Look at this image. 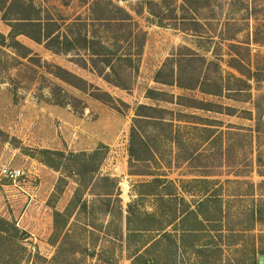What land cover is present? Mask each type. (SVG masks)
Instances as JSON below:
<instances>
[{
	"label": "rangeland",
	"instance_id": "obj_1",
	"mask_svg": "<svg viewBox=\"0 0 264 264\" xmlns=\"http://www.w3.org/2000/svg\"><path fill=\"white\" fill-rule=\"evenodd\" d=\"M23 1L0 0V35L8 36L14 18L34 17L32 6L57 24L85 16L88 8L82 0ZM208 1L210 7L200 14L208 22L204 32L222 42L215 46L226 88L222 96L155 82L167 59L185 52L181 48L205 52L196 47L195 37L151 23L146 12L132 13L146 39L128 89L108 84L89 63L83 67L74 52L53 54L25 35L16 41L29 51L0 45V167L23 173L15 182L0 177V264H258L264 222H257L250 235L229 240L224 233L199 234L186 243L196 247L195 253L187 250L182 256L179 247L177 262L166 252L179 246L180 232L168 228L167 239L139 230L138 214L154 209L157 200L140 193L162 195L166 185L173 187L163 194L186 201L199 202L204 190L215 196L229 226L245 224L249 194L255 202L264 201V183L259 185L264 182V0ZM119 5L129 10L135 1ZM206 56L211 59V52ZM230 65L243 72L249 89L229 75L240 77ZM57 67L85 83L67 75L62 76L69 83L58 79ZM217 71L211 67L208 77L218 79ZM159 78L168 81L169 75ZM148 90L159 95L149 98ZM192 100L203 102L205 109L187 107ZM139 105L171 113L157 125L142 120L134 127ZM181 114L190 117L179 121ZM97 150V156L87 157ZM153 177L165 183L140 187ZM182 182L190 183L185 188L191 195L180 191ZM214 205L201 210L212 213ZM157 239L162 241L154 244ZM223 241L239 245L228 247ZM203 244L208 247L197 249ZM143 245L150 247L134 261Z\"/></svg>",
	"mask_w": 264,
	"mask_h": 264
},
{
	"label": "trees",
	"instance_id": "obj_2",
	"mask_svg": "<svg viewBox=\"0 0 264 264\" xmlns=\"http://www.w3.org/2000/svg\"><path fill=\"white\" fill-rule=\"evenodd\" d=\"M127 1H135V5L131 6L129 10L119 5L120 2ZM22 2L24 3L23 0H11L10 4H23ZM82 2L83 6L88 7L87 14L85 16H77L70 20V22H61V24H57L51 18H45L43 16L42 18L40 9L32 6L36 15L32 18H14L13 24L10 25L11 29L8 36L4 37L0 35V45L11 47L14 50L22 48L25 51H29L16 41L17 36L25 35L35 43L42 44L46 50L53 54L66 55L74 52L81 59L83 67H86L89 63L91 70L105 82L116 88L128 89L127 83L130 82V77L132 78V72L137 70V64L142 55L146 39V32L135 22L132 13L140 16L146 12L148 14L146 19L151 23L163 28H172L195 37L196 47L202 52H205L204 55H200L191 48H181L185 52L183 53L180 50L179 53L168 58L163 67L156 73V83L165 85L174 84L178 88L198 90L202 94L209 96H222L226 90L220 66L216 62V59L220 58L215 53L216 49L220 48L222 42L215 41L209 32H204L206 26L204 22H207V20L201 18L200 14V11L204 7H207L208 0L206 2H201V0H82ZM208 7H210V3ZM24 28H31L33 32L28 33ZM220 40L222 39L220 38ZM201 41H204L207 45L205 46ZM210 52L211 59L206 56V53L208 54ZM231 60L236 62L237 65L242 66L241 61L235 58H231ZM211 67L218 68L216 74L219 76L218 79L208 77ZM230 67L240 77H236L233 74L229 75L235 81L243 83L249 89L248 83L241 77L244 74L239 67L233 65H230ZM122 68L124 69L120 71L119 69ZM56 69L58 74L55 73V77L66 83L69 82L62 75L70 76L81 83H85L81 78L70 74L60 67ZM128 69L129 73H127ZM164 72H167L169 75L168 81L159 78ZM96 91L100 93L99 90ZM147 93L148 97L152 99H155V96L159 95L158 92L153 90H148ZM92 96L96 100L104 101L97 95L92 94ZM107 97L110 99L108 94ZM178 99H183V97H178ZM192 101H194V104L187 107L205 109L203 102ZM228 109L230 110V108ZM149 112L150 114H147ZM152 113L158 115V117L153 116ZM170 113V111L165 109L139 105L135 111L134 127L139 125L142 120L151 121L154 122H150L151 124L157 125V122L162 123L164 121L163 114ZM181 115L182 118L179 121H184V118L190 117L186 114ZM132 131L133 133L137 132L135 128ZM98 151H94L87 157L93 158L97 156ZM258 175L262 176L261 174ZM198 181H201L203 185L208 183L207 180ZM227 182L232 183L231 180H227ZM163 183H165V179L153 177L149 182L141 184L140 187L156 188L160 187ZM188 183L182 182L180 191L183 194L191 195L185 188V185H188ZM263 183L262 181L259 185ZM245 184H248L251 189L253 188L252 182ZM163 187L166 190L173 186L166 185ZM164 190L163 192L165 193ZM160 192L162 195L159 192H150L149 194L140 193V195L156 197L157 200L154 209L138 214V222L140 225H143L141 227L142 229L139 230L155 232L158 236L160 235L159 238L167 239L171 235V232L167 231L168 228H171L172 232H180L178 239L179 246L174 242L173 249H168L166 252L173 262H177V259L180 258L177 252L179 247L182 249V256L183 252L187 250L193 249L192 253H195L196 247L188 246L186 243L188 240L198 237L199 234L203 238H213L212 232L217 235L224 233L222 237L229 240L240 235H250L254 232L257 222H264V201L259 200L255 202L253 194L247 196L249 200H247L248 205L245 207L247 214L245 224L243 226H229L221 201H217L216 199L218 198H215V196H207L208 192H205V190L201 192L202 197L199 202L186 201L182 196L163 194L162 191ZM213 203L216 209L212 213H205L201 210V207H207ZM131 207L132 205L128 208L127 217L129 231L131 230L133 216V207ZM258 215H262L260 220L257 218ZM160 240L157 239L154 244L162 241ZM223 243L228 247L239 245V243L232 244L229 241H223ZM144 247L146 245H143L141 249L136 251L134 261L143 257L140 251ZM148 247L144 251H147ZM202 247L205 249L208 246L203 244V246L197 249H202ZM261 253L264 254V251H261ZM254 262L257 261L255 260Z\"/></svg>",
	"mask_w": 264,
	"mask_h": 264
},
{
	"label": "built area",
	"instance_id": "obj_3",
	"mask_svg": "<svg viewBox=\"0 0 264 264\" xmlns=\"http://www.w3.org/2000/svg\"><path fill=\"white\" fill-rule=\"evenodd\" d=\"M23 176V173L19 170H11L9 168H6L5 166L0 167V177L6 178L7 180H11L15 182L19 178Z\"/></svg>",
	"mask_w": 264,
	"mask_h": 264
},
{
	"label": "water",
	"instance_id": "obj_4",
	"mask_svg": "<svg viewBox=\"0 0 264 264\" xmlns=\"http://www.w3.org/2000/svg\"><path fill=\"white\" fill-rule=\"evenodd\" d=\"M257 263H258V264H264V254H263V255H260V256L258 257Z\"/></svg>",
	"mask_w": 264,
	"mask_h": 264
}]
</instances>
